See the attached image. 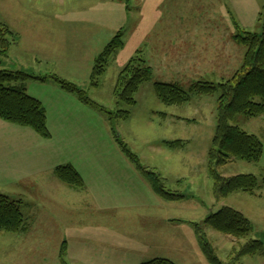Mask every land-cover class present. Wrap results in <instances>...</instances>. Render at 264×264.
<instances>
[{
    "label": "rangeland",
    "instance_id": "obj_1",
    "mask_svg": "<svg viewBox=\"0 0 264 264\" xmlns=\"http://www.w3.org/2000/svg\"><path fill=\"white\" fill-rule=\"evenodd\" d=\"M103 1L0 0V23L14 31L13 36H6L11 41V45L7 55L0 57V70H23L32 75L47 77L44 81L35 79L27 83L29 94L43 101L47 100L48 96L54 95V88L78 99L74 93L64 90L53 78V75H58L86 90L93 100L108 110L131 111L129 118L118 117L111 122L107 113L93 109L80 100L78 103L83 106L75 107L74 104L65 103L66 110L60 111L59 100L50 97L54 103L48 102L50 123L58 145L63 149V160L77 168L75 169L85 180L84 184L94 191L93 196L99 197L100 200H102L100 196L105 197L101 206L105 205L106 208L100 210L97 199L94 198L96 204L91 206L92 197L84 194H79L81 197L74 196L79 202L61 201L59 206L51 199H44L45 207L40 209V213H44L43 223L47 227H43L40 224L41 216H39L38 208L35 207L36 203L31 201L34 197L31 194L20 196L19 198L23 200L21 208L28 230L26 233L0 230V264H62L57 254V247L61 245L63 227L71 223L79 227L88 226L87 228L90 229L84 237L92 239L90 241L84 239V243L94 241L110 243L108 252L114 254L117 259L122 258V252L115 250L112 247L114 244L142 241L144 245H151V256L161 254V256H170L178 264H210L190 222H167L163 217L171 213L174 218L201 222L208 213L218 210L223 205L232 206L243 212L252 223L253 232L250 236L264 242V187L258 189L256 195L236 191L219 201L214 197L209 150L217 125V100L215 99L218 93L202 94L207 95L204 98L202 95H195L190 102L182 105H167L161 102L157 98L154 83L167 74L166 70L163 72L160 70L161 63L159 67L155 66L154 79L144 83L136 93L135 105L118 103L114 95L121 70L131 60V56L142 40L144 44L140 45V48L146 46L147 34L153 31V34L158 35L166 32L168 27H174L173 24L166 25L169 20L174 19L170 5L164 3L160 7L168 13L166 12L155 29L152 25L153 14H157L159 10L156 11V6H154L155 10L152 8L151 2L153 3L154 0H149L147 4L154 13L146 7L142 24L133 23L135 19L131 20V17L128 21L126 20L124 46L111 59L99 86L91 85L90 76L94 59L103 49L104 44L115 36L113 34V37L110 35V38L109 36L105 38L101 30L102 25L92 31L86 20L94 18L100 24L108 22L110 15L107 11L102 12L105 5ZM215 1L212 4H215L214 9L218 12L221 3L219 0ZM210 2L211 0L208 4ZM225 2L231 6L228 0ZM234 2L235 0H232V3ZM247 2L250 5H248L249 9H246ZM179 4H182V12L185 15L187 12L192 14L195 12L193 5L181 3V1ZM238 4L242 5V14H240L242 18L249 14L248 20L244 18L239 21L236 18L235 9L230 8L240 26L252 32L260 31L257 12L262 9V6L264 8V0H237L236 7ZM251 6L254 7L252 16ZM210 9L213 10L211 6ZM110 13L112 28L116 24L122 26L116 11L110 9ZM228 21L223 19L220 27L222 30L235 28L232 18ZM174 29L175 27L171 28V33ZM150 43L151 39L148 46ZM244 48L242 45L239 49L245 51ZM241 54L232 60L233 66L238 67V64L242 63ZM205 76L204 79L207 81H214L217 78L210 74ZM184 77L178 74L169 75V78L173 79L171 82L175 83L179 80L181 86L188 89L191 82ZM92 109L93 114L86 116L89 111H93ZM179 116L186 119L180 120ZM238 123L244 130L255 133L261 138L263 154L258 162L234 159L221 166L219 170L226 176L253 173L262 180L264 178V114L256 117L241 116ZM118 137L122 138L140 157L142 164L161 174L168 189L187 195L180 199V201L184 200L180 205H178L179 200H165L153 191L136 164L121 149L117 141ZM176 139H182L185 143L177 148L163 144L165 140ZM4 188L0 190L10 192L15 190L10 187ZM114 190L121 192L118 195L114 193ZM74 191L73 193L77 194ZM166 202L170 203L171 211L165 210L163 203ZM45 209L49 210V215ZM54 214L61 219L63 225L54 219ZM206 232L208 241L214 247L218 257L229 263L236 242L232 241L229 235L210 227ZM166 236L172 237L169 243L167 240L165 242ZM247 238L242 239V242H245ZM157 245H161L163 249L157 251ZM177 252L179 255L180 252L184 254L177 256ZM124 253L130 256L134 254V251ZM128 259L131 262L129 264H138V256ZM242 261L244 264H264V256L246 255Z\"/></svg>",
    "mask_w": 264,
    "mask_h": 264
},
{
    "label": "trees",
    "instance_id": "obj_2",
    "mask_svg": "<svg viewBox=\"0 0 264 264\" xmlns=\"http://www.w3.org/2000/svg\"><path fill=\"white\" fill-rule=\"evenodd\" d=\"M124 1L128 3L129 0ZM261 22L260 32L241 28L235 32V40L246 47V53L241 68L228 80L219 83L197 80L192 82L188 89L183 88L179 83L155 82L157 96L169 105L186 103L195 95L218 93L217 126L209 150L210 173L214 180L213 193L217 201L236 191L256 194L258 189L264 187V178L260 180L256 174L240 173L226 176L219 170L221 166L234 159L258 162L263 154L261 138L255 133L244 130L238 123L241 116L256 117L264 114V15ZM7 35L13 36V31L7 25L0 23V46L2 45L0 57L7 55L11 45ZM124 44V34L120 30L95 59L90 76L92 86H99L111 59ZM153 77L152 68L146 64L141 55L133 57L119 74L114 89L117 102L130 106L135 105L139 88L142 84L152 81ZM46 78L23 70L1 69L0 118L17 125L30 127L43 137H50L46 109L40 100L27 91L28 81L35 79L44 81ZM53 78L64 90L74 93L82 103L107 113L111 122L118 117L126 119L131 116L129 110L116 112L108 110L72 81L58 75H53ZM117 141L156 194L168 201H177L186 197V194L180 191L168 189L161 174L142 164L140 157L122 138L118 137ZM164 143L169 147L177 148L185 141L182 139L165 140ZM55 174L60 180L77 188L85 185L82 176L72 165L57 166ZM193 224L201 249L210 264H244L242 258L246 255H264V242L250 236L253 232L250 219L234 207L224 205L208 213L201 222ZM26 227L27 222L21 210V201L0 192V230L18 233L24 231ZM209 227L236 239L229 263L218 257L214 247L208 241L206 229ZM244 238L247 240L242 242ZM65 252L66 245L64 244L60 252L62 264H68ZM143 264L177 263L170 259L155 258Z\"/></svg>",
    "mask_w": 264,
    "mask_h": 264
},
{
    "label": "crops",
    "instance_id": "obj_3",
    "mask_svg": "<svg viewBox=\"0 0 264 264\" xmlns=\"http://www.w3.org/2000/svg\"><path fill=\"white\" fill-rule=\"evenodd\" d=\"M179 1H181V3H187L189 5H193L195 12L193 14L192 12H187V15H185L182 12V8H181L182 4H179ZM207 1L209 2L210 0H154L153 3L151 2L152 8L155 10L154 6H156V11L159 10L157 14H153L154 20L152 22V25L155 26L154 29L157 27V25L160 23V20L162 19L163 16H165L167 12V11L164 12L162 9H160V7L164 3H167L172 7L171 13H173V18H174L172 21L169 20V22L166 25L169 26L173 24L175 27L173 33H171L172 31L171 28L173 29L174 27L170 26L166 29V32L164 33L161 32V34L157 35V33L153 34L152 31L150 34H147L148 43L149 40L151 39V43L149 44V46L147 43L146 46H144L141 49L140 45L144 44V40H142L138 45V47L136 48L135 53L133 54L135 55L137 53L135 56L140 54L141 57L145 60L146 64L152 68L153 74L155 72V66L158 65L159 67V65L162 63V68L160 70L162 72L166 70L167 74L165 75L167 76L163 74L164 78H158V80L155 82L174 83L171 82L173 81V79L169 78L170 74L183 75L185 76L184 78H186L191 83L197 80H205L204 79L206 77L205 75L210 74L213 75L214 78L217 77L216 80L214 81L211 80L212 82L215 81L222 82L231 78L241 68L246 53V47L243 45L245 47L244 48L245 51L244 50L240 51L239 48H241L242 44L238 43L235 40L234 34L238 30V28L243 29L237 20L242 21V19L244 18L248 20L249 14L247 15L248 17L245 16L242 18V15H240L242 14L241 13L242 5L238 4V6L236 7L237 0H235L234 3H232V0H228V3L231 4V6L226 4L225 2L226 0L225 1L219 0L221 4L218 12L215 11L214 9L215 4L214 5L212 4L216 2L215 0H211L209 4ZM103 3L105 5H103L102 12L107 11L108 12L107 14L110 15V17L108 18V22L100 24L94 18L91 19L88 18L86 20H88V25L89 27H91L92 31L97 26L102 25L103 27L101 28V30L103 31L105 38L107 36H109L110 38V35L112 36L113 34L116 35V33L120 30H122V32L124 33V38H125L126 20L128 21V19L131 17V20L135 19L133 23L135 24L138 23V25H140L143 23L142 17L144 16L143 13L146 7L151 11V13H154L153 9L147 6L149 0H129L128 3H126L124 0H104ZM174 4H175V8L173 9ZM248 5L249 4L247 2L246 9H249L250 5L249 6ZM210 6L213 10L210 9ZM230 8L231 10L235 9L237 20L235 16L232 14L233 12H231ZM110 9H114L116 11V14L119 16L118 19L120 20V22L122 21V26L116 24L112 28ZM250 9H251L250 14L252 16L254 7L251 6ZM260 11L262 14H260ZM260 11L257 12L258 15L257 20L259 21V27L262 26L261 19L262 16L264 15L263 6ZM122 14L124 15L123 19H122ZM231 18L233 20L235 28H229V29L227 28L225 30H222L220 27L221 24L223 23V19H226L228 21L231 20ZM176 28L178 29L176 30ZM244 30H246V28ZM260 31H254V32H260ZM106 44L104 45L106 46ZM102 50L98 52L95 59L102 52ZM239 54H241V59L243 60L240 65L238 64V67L237 66L235 67L232 64V60L234 58H238ZM133 55L131 56V59L135 57ZM95 59H94V63H95ZM176 82H178L181 85L179 80L175 81V83ZM219 82H215V83H219ZM53 91H54V95L50 97L59 100L58 106L61 108L60 111L66 110L64 107L65 103L67 105L74 104L75 107L83 106L80 105V103H78L79 99H74L72 95H68V93H62V91H59V89L56 88H54ZM202 96H203L202 98H204L207 95H202ZM218 96L217 99H215V101L217 100V104H218ZM50 97L48 96L47 100L45 101H43V99H39L35 97L42 102V104L46 109L47 123H48L47 125L50 131V137H43L30 127L17 125L15 123H11L0 118V188L2 189L4 187H10L11 189H15V190H11V192L6 190H0V192L10 196L15 200L21 201V206L23 200L22 198L19 197L23 196L24 194H27L29 196L31 194L34 197L32 198L33 200L31 201H35L36 203L35 207L38 208L39 216H41L40 224L43 227H47V225L43 223L44 213H40V209L45 207L44 199H51L55 201L57 205L61 201H65L66 203H72V202L75 203V202H79V200L77 199V197L74 196L81 197V195L79 194H84L85 196L92 197V200H90L91 206H94L97 202V206L100 210L106 208L105 205L101 206L104 203L103 200L105 199V197L100 196V198L102 199L100 200L99 197L93 196L94 191H92L90 186L84 185V187L82 188H77L75 186L65 183L56 176L55 169L57 166L72 165L74 168L76 167L72 163L69 162L66 163V161L63 160V154H64L63 149L58 145V142L52 130V124L50 123L48 102L54 104L50 99ZM157 98L159 99L158 96ZM211 99L213 98L211 97ZM173 105H178V104H173ZM93 112L94 110L89 111V113H87L86 116L92 115ZM107 116L109 117L108 114ZM178 119L184 120L186 118L179 116ZM216 119H217V114H216ZM116 165L117 164H115V166ZM73 190H75L74 192H77V194L73 193ZM14 191L18 194H16ZM120 192L121 191L117 192L114 190V193H117L118 195L120 194ZM14 195L16 197H13ZM252 195H256V194H252ZM120 197L122 198V195ZM93 198L97 199L96 202ZM183 201L184 200L182 201L179 200L178 205H180L181 202ZM108 203H110V200H108ZM108 203L106 204L107 206ZM169 204L170 203L166 202L163 203V206L165 210L168 209V211H171ZM171 204H176V203H171ZM157 207L159 209V206ZM187 208H189V206ZM45 211L49 215L48 213L49 210L45 209ZM54 219H56L58 223H61L63 225L61 219L55 214H54ZM163 219L167 222L168 221L170 222L180 221L183 223L190 222L194 231L195 228L193 223L199 222V221L174 218L171 216V213L167 214L165 217H163ZM87 227L88 226L79 227L78 225H73L72 223L71 225H67L65 228L63 227L61 245L60 247H57V254L59 260H60V251L63 245L65 244L66 245L65 255L68 264H110L111 262H114L116 264L117 262H119V264H129L131 262L129 261L128 258L132 256L139 257L138 264H143L155 258L170 259L175 263H177L174 260V258L170 256H165V255L161 256L162 254L151 256L152 255L151 254L152 250L150 249L151 245L150 246H148V244L144 245L142 241H129V242H122V244H114L112 247H114L115 250H121L122 252V258L117 259L114 254L108 252L110 249L108 248L110 243H106L104 241H99V242L94 241L93 243L86 244L83 242L84 239H88L84 237V235L90 230ZM27 230H28V225L26 229L22 231V233L23 232L26 233ZM42 233L46 234L47 232L42 231ZM148 233H150V231H148ZM171 238H169V236H166L165 242L167 240L169 243V240ZM229 238H231L232 241L236 242V239L234 237L229 236ZM91 239L88 240L90 241ZM161 245H157L156 248L157 251L159 249H163V247H160ZM171 249L174 255L173 245L171 246ZM125 251L128 252L134 251V254H130V256H128V254L124 253ZM182 254H184V252H180V255ZM180 255L177 252V256Z\"/></svg>",
    "mask_w": 264,
    "mask_h": 264
}]
</instances>
